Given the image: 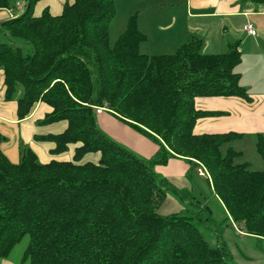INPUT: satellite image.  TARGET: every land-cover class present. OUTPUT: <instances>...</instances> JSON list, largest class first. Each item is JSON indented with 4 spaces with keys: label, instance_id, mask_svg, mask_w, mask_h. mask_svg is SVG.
<instances>
[{
    "label": "trees",
    "instance_id": "1",
    "mask_svg": "<svg viewBox=\"0 0 264 264\" xmlns=\"http://www.w3.org/2000/svg\"><path fill=\"white\" fill-rule=\"evenodd\" d=\"M40 1L0 0L8 10L25 3L0 23L4 99L17 101L20 120L45 103L52 111L39 125L68 122L61 134L35 137L54 143V155L78 146L72 161L42 164L26 148L25 159L13 163L0 132V263L29 236L30 264H233L227 246L212 247L199 229L214 222L211 208L157 174L172 159L207 171L226 220L264 240V170L237 163L243 153L232 145L246 134L194 132L200 119L222 115L197 109V98L254 101L237 71L239 46L204 54L193 36L173 54L146 55L137 15L111 46L115 0H74L60 15L45 8L36 16ZM97 107L159 145L156 155L140 158L107 137ZM256 136L264 162V135ZM95 153L98 163H82ZM169 195L188 210L161 215Z\"/></svg>",
    "mask_w": 264,
    "mask_h": 264
},
{
    "label": "crops",
    "instance_id": "2",
    "mask_svg": "<svg viewBox=\"0 0 264 264\" xmlns=\"http://www.w3.org/2000/svg\"><path fill=\"white\" fill-rule=\"evenodd\" d=\"M73 1L42 0L36 5L35 15H41L45 8H49L53 15H60L65 3ZM115 3L116 14L122 15L121 30H126L128 21L133 15L138 16L139 29L148 37V40L141 45V53L151 56L163 54L149 51L148 46L159 49L173 48L176 51L193 36L203 41L204 54H220L211 50L222 49L223 46H229L232 40L235 41L239 24L243 23V32L247 37H258V33L255 36L246 33L244 26L248 23L253 25L257 17L264 16V4L252 0H115ZM23 10L18 7L16 10L0 9V23L14 18L17 15L16 11ZM144 46L147 47L144 48ZM4 93V72L0 70V132L5 137L1 147L13 163H17V158H19L18 163L23 160L26 148L32 149L42 164H48L53 160H73L78 145H70L68 152L54 155L52 153L55 149L54 143L40 142L35 139L36 136L63 133L68 128L67 121L39 125V121L52 111V108L45 103H38L29 117L20 120L17 101H5ZM254 96L262 100L264 92ZM196 107L199 110L222 113V115L200 119L194 130L196 134L235 132L234 130L240 129L241 123L242 125L250 124V132L264 133V100L248 103L236 97L197 98ZM97 123L99 129L108 137L140 158L150 159L160 149L159 145L131 129L108 111L97 114ZM5 143H8V150L4 148ZM100 158V153L88 154L82 163H98ZM195 168L183 160L172 159L167 165L157 166L155 170L177 188L192 191L199 201L205 203L208 199L202 201L197 196L199 193L197 190L207 192L211 197L216 196L215 191L208 182L212 193L209 191L200 175L194 171ZM168 204H172L177 210L173 213L183 209L182 205L169 195L159 209L161 215L173 214L166 212L169 209ZM0 264L13 263L7 259Z\"/></svg>",
    "mask_w": 264,
    "mask_h": 264
},
{
    "label": "rangeland",
    "instance_id": "3",
    "mask_svg": "<svg viewBox=\"0 0 264 264\" xmlns=\"http://www.w3.org/2000/svg\"><path fill=\"white\" fill-rule=\"evenodd\" d=\"M22 12L23 11H16V14L20 15ZM121 20H122L121 13L119 14L117 13L114 21L111 23V33H110L111 46L115 45L116 41L119 39V37L124 31V30H121ZM253 23L258 33V37L256 38L247 37L246 34L243 32V23H242L238 25V29H237L238 34L236 36L235 41L232 40L229 46L228 45L223 46L222 49L218 48L217 50L213 49L211 51H215L216 53H220V54L227 53L231 46L238 45L239 51L242 53V62L237 68L238 73L242 77L241 83L242 85H244V87L250 89L249 93L256 102L257 100L258 101L260 100L261 102H263L264 99L261 100L260 98H257V97L255 98L254 95H257V93L264 92V16L257 17V19L253 21ZM2 40H4V38L0 36V41ZM146 47L147 46H144V48ZM148 47H150L149 51H154V53H157V54L175 53V50H173V48L159 49L155 46H152V47L148 46ZM124 124L130 127L131 129L135 130L130 125L126 123ZM249 129H250V124L242 125L241 123L240 129L234 130L235 132H241V133L246 134V137L243 140H239L232 144L236 151L243 153V157L237 160L236 162L237 163L246 162L249 164L251 170L263 171L264 162L261 156L259 155V153L257 152V136L256 135L258 132L253 133V132H250ZM262 134L264 135V133ZM12 142L11 143L8 142V143L13 144ZM8 143H5L6 145L4 147L5 150H8V147H9ZM16 162L17 163L19 162V158L16 159ZM200 170L201 168L196 167L194 171L196 172L197 175H199ZM200 178L204 182L205 186L212 193V190L210 189V186L208 185L207 178L201 177V176ZM197 192H199L197 196L201 198L202 201H205V199H208L207 202L205 203L200 202L201 203L200 205L202 207H205V205L207 204L211 208V211L213 212L214 222L206 223L205 225L204 224L199 225V229L201 233L203 234L204 238L206 239V241L212 247H216L224 243L225 246H227V250L230 255L229 256L230 261L233 264H264V240L246 233V231L245 230L243 231L242 229H240V226L237 225L235 222L230 221V220L227 221L223 210L218 207L217 202L214 199V197H211L207 192H200L198 190ZM175 200L183 207V209H181L179 212H182V211L184 212L188 210V207L185 204H183L181 201H179L176 198ZM167 207L169 208L168 211H166L167 213H173L177 211L175 210V207L172 204L171 205L168 204ZM198 209H199V206L198 204H196L194 205V208L192 210L193 212L195 211V213H198L199 211ZM206 213L207 212H205L203 215H205ZM29 243H30V237L26 236L22 240V242L19 243L14 248L13 252L8 258V261L13 264H30L29 260L28 261L24 260V254L29 246Z\"/></svg>",
    "mask_w": 264,
    "mask_h": 264
},
{
    "label": "built area",
    "instance_id": "4",
    "mask_svg": "<svg viewBox=\"0 0 264 264\" xmlns=\"http://www.w3.org/2000/svg\"><path fill=\"white\" fill-rule=\"evenodd\" d=\"M17 7L20 8V9L24 8L25 7V3L18 2L17 3ZM244 31L246 33H248L249 35H252V36H255L257 34L256 28L251 23H248V24H246L244 26ZM104 111H107V109L103 108V107H97L96 108L97 114H100V113H102ZM199 175L202 176V177H206L207 179L210 180V176H209L208 172L205 171L203 168H201V170L199 171Z\"/></svg>",
    "mask_w": 264,
    "mask_h": 264
},
{
    "label": "water",
    "instance_id": "5",
    "mask_svg": "<svg viewBox=\"0 0 264 264\" xmlns=\"http://www.w3.org/2000/svg\"><path fill=\"white\" fill-rule=\"evenodd\" d=\"M23 159H25V154H24V156H23Z\"/></svg>",
    "mask_w": 264,
    "mask_h": 264
}]
</instances>
